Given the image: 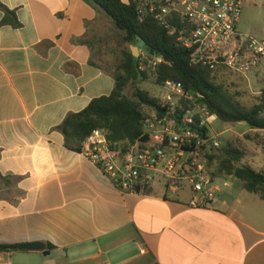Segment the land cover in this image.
I'll return each mask as SVG.
<instances>
[{
	"label": "crops",
	"instance_id": "0c3cea01",
	"mask_svg": "<svg viewBox=\"0 0 264 264\" xmlns=\"http://www.w3.org/2000/svg\"><path fill=\"white\" fill-rule=\"evenodd\" d=\"M0 4L21 24L4 25L0 8V245L50 251L0 253V264H264V222L235 207L234 182L204 208L190 206V190L123 194L67 147L58 127L115 89L104 37L117 27L104 10Z\"/></svg>",
	"mask_w": 264,
	"mask_h": 264
},
{
	"label": "built area",
	"instance_id": "2783aa9c",
	"mask_svg": "<svg viewBox=\"0 0 264 264\" xmlns=\"http://www.w3.org/2000/svg\"><path fill=\"white\" fill-rule=\"evenodd\" d=\"M246 1L130 0L128 4H134L141 22L156 21L189 50L192 64L215 76L232 73L264 83V40L239 30ZM139 58L142 71L157 73L163 62L159 55L153 60L148 55ZM158 87L163 91L158 99L169 117L159 119L154 109L144 107L147 140L115 146L109 133L98 129L83 143L81 153L123 194L148 195L156 183H164L173 193L190 190L191 207H209L231 187L229 177H216L209 169L207 150L220 144L199 131L209 127L213 116L182 83L168 80ZM257 95L264 103V89Z\"/></svg>",
	"mask_w": 264,
	"mask_h": 264
},
{
	"label": "trees",
	"instance_id": "16d2710c",
	"mask_svg": "<svg viewBox=\"0 0 264 264\" xmlns=\"http://www.w3.org/2000/svg\"><path fill=\"white\" fill-rule=\"evenodd\" d=\"M88 1L108 14L117 29L124 34L125 43L138 46L142 41L151 49V52H146L148 57L153 59L151 53H159L163 62L157 73L142 71L141 58H135L132 51H123L115 68L116 85L113 93L93 100L80 113L68 115L58 127L69 149L81 153L83 143L98 129L106 130L109 141L115 146L147 140L144 107L154 109L159 119L169 117L167 108L160 104L159 99L139 87L149 80L151 74L156 77L157 85H163L168 80L182 83L188 92L199 98L198 103L203 104L211 116H216L220 121L235 125L246 123L252 130L264 131L262 100L253 108L243 106L224 86L216 83V76L210 69L192 64L190 51L180 46L176 38L170 36L156 21L148 19L141 22L133 3L126 4L123 0ZM0 8L6 16L2 22L4 25L21 27L15 12L2 4ZM129 87L134 89L133 97L126 94ZM199 131L205 138L211 139L209 127L204 126ZM215 159L220 160L219 171L222 174L237 178L246 191L264 200V173L248 166H238L242 159L239 151L226 149L223 150L222 159L210 157L211 161ZM49 247L53 248L52 245ZM17 249L16 245H0V253H13Z\"/></svg>",
	"mask_w": 264,
	"mask_h": 264
},
{
	"label": "rangeland",
	"instance_id": "374dc122",
	"mask_svg": "<svg viewBox=\"0 0 264 264\" xmlns=\"http://www.w3.org/2000/svg\"><path fill=\"white\" fill-rule=\"evenodd\" d=\"M239 30L245 36L264 40V0L246 1ZM123 36L124 34L121 31L114 29L109 30L107 36L104 37V45L106 46L104 52H107L108 62H113V66L104 64L106 69L115 70L122 52L125 50L132 51V47L135 46L125 43ZM137 54L141 57L147 56L145 51H139ZM215 78L217 84L224 86L246 108H253L261 102V97L257 93L264 89L262 81L256 80L254 77L246 80L232 73L220 74ZM139 87L148 91L155 98H158L163 93L157 85L156 77L152 74L149 80L141 83ZM133 93V87H129L126 91L129 97H133ZM210 122L213 124L210 126L211 138L220 144L218 148L207 150L209 169L216 177L224 178L227 176L219 171L220 160L211 161L210 157L217 156L222 159L223 150L226 149L237 150L242 154V159L237 164L238 166H248L257 172L264 173V131H251L252 129L246 123L226 124L213 117ZM229 182L231 184L234 182L235 184L234 192L237 198L235 207L243 209L246 216L257 217L258 220L264 222V200L258 195L247 192L243 188L241 181L229 180ZM158 186L165 188L164 183H156L154 188L156 189ZM18 256L23 255H17V259L19 258Z\"/></svg>",
	"mask_w": 264,
	"mask_h": 264
},
{
	"label": "water",
	"instance_id": "95a60500",
	"mask_svg": "<svg viewBox=\"0 0 264 264\" xmlns=\"http://www.w3.org/2000/svg\"><path fill=\"white\" fill-rule=\"evenodd\" d=\"M139 51H145V52H151V49L145 45L144 42H140L138 47L133 46L132 47V53L135 58H139V55L137 54ZM152 56H158L159 53H151ZM19 251H41L44 253L45 256L50 255V251L47 250V246L44 243L41 242H33L28 244H23L18 246Z\"/></svg>",
	"mask_w": 264,
	"mask_h": 264
}]
</instances>
